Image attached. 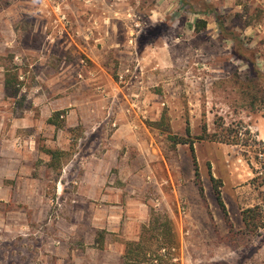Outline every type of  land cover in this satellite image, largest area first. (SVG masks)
I'll use <instances>...</instances> for the list:
<instances>
[{
  "label": "rangeland",
  "instance_id": "374dc122",
  "mask_svg": "<svg viewBox=\"0 0 264 264\" xmlns=\"http://www.w3.org/2000/svg\"><path fill=\"white\" fill-rule=\"evenodd\" d=\"M0 67V159L23 154L15 179L0 172L16 192L0 198V264L102 259L94 220L109 212L75 187L79 162L108 150L120 154L113 174L137 175L124 230L138 232L156 211L173 220L183 264H264V220L255 235L243 220L247 209L264 217V0H0ZM170 135L195 142L200 181L190 146ZM64 243L75 261L56 254Z\"/></svg>",
  "mask_w": 264,
  "mask_h": 264
},
{
  "label": "crops",
  "instance_id": "0c3cea01",
  "mask_svg": "<svg viewBox=\"0 0 264 264\" xmlns=\"http://www.w3.org/2000/svg\"><path fill=\"white\" fill-rule=\"evenodd\" d=\"M104 93H106L105 90ZM2 94H4V91L2 92ZM86 108L87 107L85 106H81L79 107V109H72L70 111V116H74L77 111L81 112L86 110ZM95 110H97V108ZM80 118L81 120L79 118L77 120V125L79 121L85 119L84 116H81ZM70 121L71 120L68 118V127H75L76 124H72ZM50 125L54 126L51 123ZM4 141L5 139L2 137L0 139V142ZM138 156L143 157L142 154ZM119 157L120 154L118 152H115L114 150H108L105 152V154L92 158L89 164L85 161L84 163L81 161L79 162L80 169L82 167L84 171L82 179L77 182V187H75L76 193L80 196V201H82L86 205L88 203L90 205H93L94 207H96V209H98L97 211H100L102 215L104 214L105 210L106 212L108 211L110 215L109 217L99 216L98 218H95L96 220H94V226L101 231L100 234H98L97 232L96 236H94V243L102 253V259L98 261L97 264H110L108 259L112 256L113 258L118 257L117 264H121L122 257L125 254L126 243L119 241H115L116 243H109L108 241L105 242V235L108 236L107 234L109 233L116 236V238L121 239L124 237L127 239V241L133 239H135L134 241H136L139 231L140 229H142V226L140 225V227L138 228V232L137 228L135 227L134 232L132 233L128 229L124 230L122 224L124 220L123 215L126 214V211H130L128 206H130L131 203H134L132 202L133 199H131V197L125 196V192L129 189H134L137 175L133 174L135 173L133 172V169L129 170L125 169L124 167L122 168L121 174H118L120 176L113 174V168L118 166V163L120 161ZM22 159L23 154L19 153L17 150H14L9 156V160H7V156H4L3 159H0V172L5 175H10V179H15L18 174L22 173ZM24 159H26V157H24ZM7 180L8 177H2V180L0 179V198H2L1 200L5 201V203H7V201H11V199L14 202L16 197V192L12 196V187L8 188V184L6 182ZM7 190L9 195L5 197V192H7ZM17 192L19 193V189ZM1 193H3V195H1ZM85 199L93 201V203H91L90 201H84ZM113 203H117L118 205H111ZM143 206H145V204ZM107 209L113 210L109 211ZM140 213L142 214V219H145V210L141 209ZM65 220V218L61 219V221ZM102 230H105L106 232H103ZM60 236L63 238L66 237L65 234H60ZM100 242L103 244V247H100ZM55 250L56 254L59 253L62 255V257H68L70 254L73 259L75 254L78 252L75 251V249L71 250L70 248H67V245L65 243L64 246L61 245Z\"/></svg>",
  "mask_w": 264,
  "mask_h": 264
},
{
  "label": "trees",
  "instance_id": "16d2710c",
  "mask_svg": "<svg viewBox=\"0 0 264 264\" xmlns=\"http://www.w3.org/2000/svg\"><path fill=\"white\" fill-rule=\"evenodd\" d=\"M203 5L205 13L211 14V16L214 17L219 28L220 35L224 39L234 41L235 39L229 35L228 30L225 28L224 20H222V17L218 14V12L215 11L212 6H207L208 4H206V2H204ZM207 26V21L197 18L196 30L198 32L204 31L207 29ZM50 123L56 127H60V123L58 124V122L53 119H50ZM187 135L190 137L189 128L187 129ZM170 139L176 146H190L193 154L196 177L200 181V171L195 156V142L193 140L171 135ZM198 139L205 140L206 136L199 137ZM210 139L212 141L223 142L221 140H215L212 136ZM48 153L55 157L61 152L48 151ZM212 182L214 183L216 190L218 204L223 211L225 218L228 222H230L226 205L223 201L220 190L217 187L218 180L212 176ZM200 188L201 191H203L201 186ZM257 210V208H254L243 211V220L246 226V231L251 235L257 234L260 229V226H258V218H260L261 221L264 220L260 211ZM102 245L103 244L100 242V247H103ZM125 247V254L122 257L121 264H183L182 244L176 230V226L170 217L160 212L152 211L148 223L142 226L139 239L137 241L127 242Z\"/></svg>",
  "mask_w": 264,
  "mask_h": 264
}]
</instances>
